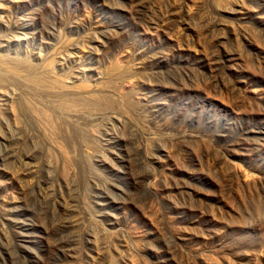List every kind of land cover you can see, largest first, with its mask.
Here are the masks:
<instances>
[{
    "label": "rangeland",
    "instance_id": "obj_1",
    "mask_svg": "<svg viewBox=\"0 0 264 264\" xmlns=\"http://www.w3.org/2000/svg\"><path fill=\"white\" fill-rule=\"evenodd\" d=\"M0 264H264V0H0Z\"/></svg>",
    "mask_w": 264,
    "mask_h": 264
}]
</instances>
